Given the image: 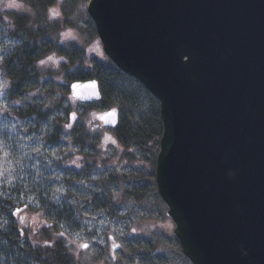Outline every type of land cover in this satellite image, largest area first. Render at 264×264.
I'll list each match as a JSON object with an SVG mask.
<instances>
[{"label":"water","instance_id":"95a60500","mask_svg":"<svg viewBox=\"0 0 264 264\" xmlns=\"http://www.w3.org/2000/svg\"><path fill=\"white\" fill-rule=\"evenodd\" d=\"M87 9L112 63L159 101L157 193L183 255L264 264V0H90ZM82 83L102 100L96 79ZM120 121L118 112L115 129Z\"/></svg>","mask_w":264,"mask_h":264},{"label":"clouds","instance_id":"9594fccd","mask_svg":"<svg viewBox=\"0 0 264 264\" xmlns=\"http://www.w3.org/2000/svg\"><path fill=\"white\" fill-rule=\"evenodd\" d=\"M64 3L65 0H55V3L47 7L46 19L49 24L60 20L64 15ZM88 12L85 5L78 7L72 17L75 26L63 27L53 37L60 49L53 48L35 58L32 67L37 78L28 81L22 91L12 93L16 80L6 71V62L26 43H30L28 37L18 32L17 20L20 17L34 19L36 9L32 0H0V199L11 200L17 207L22 204L25 209H29L19 215L18 220L20 225L30 230L29 239L33 247L46 244L41 230H52L56 225L59 230L55 235L64 237L66 246L77 254L90 244L84 230L70 232L64 221L57 220L49 213L50 205H60L62 200L76 205L81 199L66 184L68 176L63 170L72 167L83 169L86 164L95 160L96 168H103L105 165L102 162L107 161V166L119 173L127 163L120 159V153L124 149L114 131L119 108L96 105L84 112L81 105L85 101L100 100V94L95 86L88 87L82 82L73 83L69 79L68 72L75 73L77 68L66 67L70 58L61 50L65 46L91 42L81 31L83 17ZM28 26L36 27L34 24ZM104 57L110 55L103 39L86 48V62H92L93 58L104 62ZM46 80L51 83L45 84ZM57 105L60 106L59 110ZM64 109L70 110L68 115L72 120L80 118L89 138L88 143L95 145L94 152L76 143L70 132L73 123L65 121ZM58 126L63 128V133L53 142ZM127 150L138 156L134 147ZM229 176L234 177L235 173L230 171ZM103 178L90 175L77 183L95 192L101 189L93 188V182H99ZM17 190L19 196L16 194ZM110 192L112 198L119 201L124 188L113 187ZM82 198L91 199L90 196ZM77 214L84 217L85 224L89 223L88 217L80 213L79 209ZM96 215L102 216L103 212ZM96 215L91 216V221H96ZM8 225L7 215L0 212V231L6 232ZM6 245L7 241L0 238V248ZM91 255L92 252H89L88 256ZM241 255H248L242 246ZM0 264H5L4 251H0Z\"/></svg>","mask_w":264,"mask_h":264},{"label":"rangeland","instance_id":"374dc122","mask_svg":"<svg viewBox=\"0 0 264 264\" xmlns=\"http://www.w3.org/2000/svg\"><path fill=\"white\" fill-rule=\"evenodd\" d=\"M36 1L37 0H32L33 6L36 9L35 18H24L27 19L26 24L28 23L36 25L34 29H47L50 31L52 29L54 30L52 32V35L47 36L44 40L45 43H52L47 48L48 51L52 50L53 48L60 49V46L56 44L53 37L59 30H61V28L72 26L71 24L73 23V13L78 9L80 5H85L87 8L90 2V0H65V3L63 5L64 15L60 20L49 24L47 22V19L42 21L36 19L38 17L37 9L46 18V10L45 12L41 11V5ZM83 19L84 23L81 28L86 30L92 36V39L90 43H83L78 47L83 46L86 51L87 47H91L92 43L100 41V38L97 31L94 32L92 30L91 26L95 24V22H93L89 13H86ZM18 21L19 20H17V25ZM90 28L91 30H88ZM74 47H77V45L73 44L71 46H65L61 50L66 53V51H70ZM41 55L43 54H39V56ZM103 59L105 60L106 57H104ZM74 61L75 62H73L71 66L69 63V65L66 67L71 68L75 66L78 69L84 64H79L78 60ZM94 61H96L95 58H93L92 62ZM92 62H86V65L91 67L90 65L92 64ZM73 73L74 72L72 71L68 72V77L70 80L72 79L70 78V75H72ZM36 78L37 74L35 72L30 81H34ZM44 83L50 84L51 81L46 80ZM90 104L91 103L85 102L81 105V108L84 112H87L92 107H95L94 105L90 106ZM59 109L60 106L57 105V110ZM64 111L66 114L65 121L73 123V128L70 130V132L75 137V140L78 135L77 130H81L83 134L87 136L80 118L77 117L75 120H72L68 115V112L70 110L64 109ZM114 131L116 133V130ZM62 133L63 128L58 126L56 129V136L53 138V142H55L56 139H58V136ZM88 139L89 138L87 136V143L77 140L76 143H82L84 144L83 147L80 145L82 148H88L90 151L94 152L95 145L89 144ZM121 145L123 146L124 150L120 153V159L123 161H127V163L123 165L119 173L115 172L113 169L107 166V161L102 162L105 165L103 168H96L95 160H93L90 164H86L85 168L83 169H75L74 167H72L63 170L68 176V179L65 181L66 184L72 190H74L78 194V196L81 197V199L76 205L68 203L67 200H62L60 205H50L49 213L50 215H54L57 220L64 221L70 232L83 229L90 240L89 247L81 250L78 254L68 247V250L71 252L73 261L76 264H139L131 258V254H129L128 248H126V246L128 244H131V242L133 243L135 241L138 242L139 240H148L151 247L158 249V252L156 251L157 256L164 260V264H191L190 261H185L186 256L180 254L175 246V242L176 240H178L176 235H174L175 224L173 220H169V218L171 217L168 214V205L163 202L160 195L148 194L146 198L138 201L136 198L130 197L126 193L129 190L135 191L136 186H138L136 187V189L142 188L140 189L142 192L153 189L155 185L157 187L156 176H154L153 179L150 178V176L154 172H156V158L158 155L159 147L157 145H154V143H150L149 145L144 146V148L133 145L130 146L136 149V152L138 153L137 156L135 153H131L127 150L129 148L128 146L123 145L122 143ZM90 175H99L101 177H104L99 182H93L92 184L93 188H99L101 189L100 191L93 192L91 191V189H87L83 185L77 183V181H79L81 178H86ZM115 178H119V180H115ZM119 186H123L124 192L119 201H117L112 198L110 189ZM16 194L17 196H19L18 190L16 191ZM84 196H90L91 199L82 198ZM70 198L75 199L76 197ZM107 202L109 204L113 202L114 210L119 213L120 217L113 218L109 216L107 209L104 208V205H106ZM77 209H79L80 213H84L88 217V224H85L83 222L84 217L77 214ZM26 210L27 209H25L22 204L17 207L11 200L0 199V212H3L7 215L9 224L11 222V215L15 214L16 219ZM101 211L103 212L102 216L96 215ZM92 215H96V221H91ZM99 221H102L103 223H99ZM20 226L24 229H27L22 225ZM89 228H91V231H89ZM58 230L59 229L56 225L53 226L52 230H48L46 228L41 230L42 238L47 241V243L43 244V246L55 245L59 241L66 245L64 237L55 235V232H57ZM6 241L14 244L16 242L22 245L24 248L30 246V243L27 241V239H25V237L17 238L13 236L10 239L7 238ZM89 252H92L91 256H88ZM27 261V264H42L40 262H36L34 258L28 257ZM21 264L26 263L22 261Z\"/></svg>","mask_w":264,"mask_h":264},{"label":"trees","instance_id":"16d2710c","mask_svg":"<svg viewBox=\"0 0 264 264\" xmlns=\"http://www.w3.org/2000/svg\"><path fill=\"white\" fill-rule=\"evenodd\" d=\"M36 2L41 5L40 10L45 12L48 4L55 2V0H37ZM37 11L38 17L36 19L39 21L45 20V16L38 9ZM18 20V32L28 37L30 43H26L22 49L18 50L17 53L6 62V71L11 73L16 80L12 93L20 92L25 83L30 81L34 76L35 70L32 67L34 60L39 57V54H45L48 51L47 48L52 43H45L44 40L47 36H51L54 31L53 29L51 31L47 29L37 30L29 27V24H26L27 19L24 17H20ZM71 25L73 26L74 24L72 23ZM91 27L92 30L96 32V25L93 24ZM88 30H91V28ZM81 31L84 32L91 41L92 36L83 28H81ZM66 53L71 59L69 62L70 66L75 62L74 60H78V63L81 65L84 63L82 67H79L75 73L70 75V78H72L71 81L84 82L96 79L99 83V87H101L102 100L91 103L90 106L102 105L104 107L116 106L119 108L121 122L115 130L121 143L128 147L133 145L142 148L150 143H154V145L159 147L163 128L158 99L148 92L139 80L123 73L117 65L112 63L109 57H106L104 62L96 60L92 62L90 65L91 67H89L86 65L85 49L83 46L74 47L72 50L66 51ZM77 131L78 135L76 140L87 143V136L83 134L81 130ZM79 145L82 147L84 146L82 143H79ZM159 150L158 148V153ZM154 176L155 172L150 178L153 179ZM115 180H119V178H115ZM136 187L135 191L129 190L126 193L128 196L134 197L138 201L146 198L148 194H159L157 193L156 185L153 189L143 192L140 190L142 188L136 189ZM104 208L107 209L110 217H120L119 213L114 210L113 202L110 204L107 202ZM26 211H28V209ZM169 220L172 221L171 218H169ZM10 221V224L7 226V231H0V238L6 240L13 236L17 238L25 237L30 243V246L24 248L16 242L14 244L7 241L6 247L0 250L5 253V264H21L22 261L27 264L28 257L34 258L36 262L42 264H76L72 259L68 247L61 241L57 242L55 245H38L33 247L29 239L30 231L20 226L18 218L15 219V214L11 215ZM175 246L180 254H183L179 240H176ZM126 248H128L131 258L139 264H164V260L157 256L158 249L151 247L148 240L131 242ZM185 261L189 260L186 258Z\"/></svg>","mask_w":264,"mask_h":264},{"label":"bare ground","instance_id":"6f19581e","mask_svg":"<svg viewBox=\"0 0 264 264\" xmlns=\"http://www.w3.org/2000/svg\"><path fill=\"white\" fill-rule=\"evenodd\" d=\"M51 4H53V3H49L48 6L51 5ZM48 6H47V7H48ZM90 81H93V80H90ZM119 113H120V110H119ZM120 118H121V114H120ZM120 122H121V121H120ZM119 125H120V124H119ZM159 151H160V150H159ZM155 173H156V172H155ZM156 183H157V182H156Z\"/></svg>","mask_w":264,"mask_h":264},{"label":"flooded vegetation","instance_id":"af4514ba","mask_svg":"<svg viewBox=\"0 0 264 264\" xmlns=\"http://www.w3.org/2000/svg\"><path fill=\"white\" fill-rule=\"evenodd\" d=\"M191 262V261H190ZM191 264H192V262H191Z\"/></svg>","mask_w":264,"mask_h":264}]
</instances>
